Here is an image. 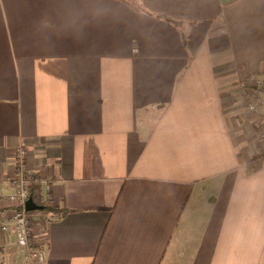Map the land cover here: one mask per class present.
Listing matches in <instances>:
<instances>
[{
  "label": "crops",
  "instance_id": "crops-1",
  "mask_svg": "<svg viewBox=\"0 0 264 264\" xmlns=\"http://www.w3.org/2000/svg\"><path fill=\"white\" fill-rule=\"evenodd\" d=\"M133 1L0 0V177L23 145L66 210L43 264H264V0Z\"/></svg>",
  "mask_w": 264,
  "mask_h": 264
},
{
  "label": "built area",
  "instance_id": "built-area-1",
  "mask_svg": "<svg viewBox=\"0 0 264 264\" xmlns=\"http://www.w3.org/2000/svg\"><path fill=\"white\" fill-rule=\"evenodd\" d=\"M240 84L246 93L248 110L257 115L254 123L257 128L258 143L264 146V77L254 73L246 74L240 80ZM261 152L257 151V159L262 157ZM3 180L13 188L11 192L4 191ZM52 190V180L38 170L31 169L28 164V149L23 145L19 146L15 152L13 172L6 178L0 177V204L10 203L14 208L10 217L0 220V234L13 232L17 252L33 263L43 264L46 260V253L44 244L34 239L33 221L26 203L34 195H36V203L40 205L47 203L51 200Z\"/></svg>",
  "mask_w": 264,
  "mask_h": 264
},
{
  "label": "trees",
  "instance_id": "trees-1",
  "mask_svg": "<svg viewBox=\"0 0 264 264\" xmlns=\"http://www.w3.org/2000/svg\"><path fill=\"white\" fill-rule=\"evenodd\" d=\"M137 9H140L138 5L135 4L133 0H121ZM264 90V87H263ZM46 214V215H64L66 213L65 209H60L56 207L55 205L48 203V204H43V209L37 210V211H30L29 214Z\"/></svg>",
  "mask_w": 264,
  "mask_h": 264
},
{
  "label": "water",
  "instance_id": "water-1",
  "mask_svg": "<svg viewBox=\"0 0 264 264\" xmlns=\"http://www.w3.org/2000/svg\"><path fill=\"white\" fill-rule=\"evenodd\" d=\"M26 207L28 211H37L43 209V205L36 203L33 197H30L26 203Z\"/></svg>",
  "mask_w": 264,
  "mask_h": 264
}]
</instances>
